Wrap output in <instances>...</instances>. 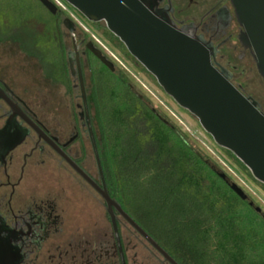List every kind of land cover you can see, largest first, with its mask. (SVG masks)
<instances>
[{"label": "flooded vegetation", "instance_id": "flooded-vegetation-1", "mask_svg": "<svg viewBox=\"0 0 264 264\" xmlns=\"http://www.w3.org/2000/svg\"><path fill=\"white\" fill-rule=\"evenodd\" d=\"M154 9L178 28L187 27L189 34L200 37L212 65L264 112V85L251 51L240 43L241 28L229 0H187L185 4L182 0H157ZM4 42L0 41V264H173L128 223L115 205L109 206L70 163L98 188H105L109 198L133 220L118 198L117 181L112 180L108 159L103 156L83 71L86 43L75 38L86 107L76 70L72 77L68 64L71 85H58L75 93L78 101L69 103L57 115L61 118L57 122L52 110L38 109L36 83L20 79L14 68L8 67ZM72 50L73 46L66 53L71 59ZM138 226L175 264H229L225 261L228 254H171L160 239ZM181 257L210 258V262Z\"/></svg>", "mask_w": 264, "mask_h": 264}, {"label": "trees", "instance_id": "trees-1", "mask_svg": "<svg viewBox=\"0 0 264 264\" xmlns=\"http://www.w3.org/2000/svg\"><path fill=\"white\" fill-rule=\"evenodd\" d=\"M56 9L50 12L39 0H0V41L18 42L25 55L37 60L44 77L69 88L60 30L66 15ZM89 24L140 67L103 23ZM82 41L98 48L87 34ZM85 57L103 156L133 220L171 254H228L229 264H264V214L231 189L185 134L134 90L126 74L107 68L86 47Z\"/></svg>", "mask_w": 264, "mask_h": 264}, {"label": "water", "instance_id": "water-1", "mask_svg": "<svg viewBox=\"0 0 264 264\" xmlns=\"http://www.w3.org/2000/svg\"><path fill=\"white\" fill-rule=\"evenodd\" d=\"M50 12L56 6L50 0H39ZM88 22H103L119 39L128 53L157 81L162 90L181 108L187 110L208 133L214 143L230 151L252 176L264 184V112L250 97L240 93L211 63L205 42L189 34L187 27L178 28L165 15L154 9L157 0H64ZM241 28V45L252 53L256 70L264 85V0H229ZM71 33L73 50L67 55L70 74L77 73L81 99L86 107L81 58L73 32L74 22L63 21ZM90 50L107 68L113 63L91 42ZM94 143L92 128L88 127ZM95 149V147H94ZM98 166V154L95 149ZM71 165L94 185L107 204L115 205L128 223L146 238L166 259L175 264L154 240L135 221L111 200L106 189L101 190L74 163ZM101 171V170H100ZM231 189L242 199L248 196L236 184ZM257 211H261L256 207ZM111 216L112 213H111Z\"/></svg>", "mask_w": 264, "mask_h": 264}, {"label": "rangeland", "instance_id": "rangeland-1", "mask_svg": "<svg viewBox=\"0 0 264 264\" xmlns=\"http://www.w3.org/2000/svg\"><path fill=\"white\" fill-rule=\"evenodd\" d=\"M58 1L63 4L64 8L61 10L66 17L70 18L76 25L77 31L74 32L76 40L81 39L84 34H87L90 40L103 52V55L113 63L115 70H120L127 75L134 90L144 96L149 105L161 114L168 123L174 125L185 134L189 144L203 155L218 173L223 174L228 183H234L241 188L249 200L256 207L260 208L264 214V188L252 176L248 168L244 165V167L241 166L240 161L234 155H230L226 149L217 146L212 137L200 126L198 120L187 110L179 107L162 90L156 79L143 66L137 62L140 65L139 67L130 59L123 56L76 9L62 0ZM182 1H184V4L187 3V0ZM60 30L64 50L67 53L72 48L70 33L63 25H61ZM25 40L27 41L26 38L21 39L23 43ZM3 45L7 50L6 60L8 67L14 68L20 79H29L34 84L36 83V103L38 109L42 111L52 110L55 120L61 119L57 115L64 111L69 106V103L78 101L75 93L72 91L68 92L57 83H50L42 75L38 62L34 58L25 55L18 42L9 40L4 42ZM82 50L83 47L80 48V51ZM82 62L85 81L89 86V70L86 57L82 58ZM261 101L264 103L263 96H261ZM59 123L62 124V121L60 120Z\"/></svg>", "mask_w": 264, "mask_h": 264}, {"label": "built area", "instance_id": "built-area-1", "mask_svg": "<svg viewBox=\"0 0 264 264\" xmlns=\"http://www.w3.org/2000/svg\"><path fill=\"white\" fill-rule=\"evenodd\" d=\"M57 8H59V9H63L64 8V6H63V4L60 2V1H58V0H50ZM63 2H65L64 0H62Z\"/></svg>", "mask_w": 264, "mask_h": 264}]
</instances>
